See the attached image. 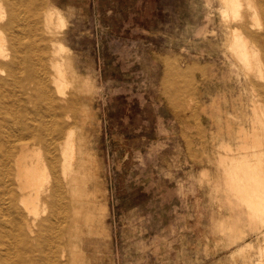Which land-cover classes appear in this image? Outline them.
Instances as JSON below:
<instances>
[{
	"label": "rangeland",
	"instance_id": "obj_1",
	"mask_svg": "<svg viewBox=\"0 0 264 264\" xmlns=\"http://www.w3.org/2000/svg\"><path fill=\"white\" fill-rule=\"evenodd\" d=\"M49 4L69 20L55 39L74 100L62 264H261V216L248 227L227 200L225 148L242 154L243 144L228 123L245 122L252 103L223 41L219 1L36 0L27 9L43 25ZM240 15L230 30L248 29L249 12ZM163 60L206 71L181 78L174 106L162 91Z\"/></svg>",
	"mask_w": 264,
	"mask_h": 264
},
{
	"label": "bare ground",
	"instance_id": "obj_2",
	"mask_svg": "<svg viewBox=\"0 0 264 264\" xmlns=\"http://www.w3.org/2000/svg\"><path fill=\"white\" fill-rule=\"evenodd\" d=\"M218 1L219 22L228 30L223 41L251 82L252 103L251 113L238 128L228 123L230 137L243 144L242 154L225 148L231 149L227 200L233 216L244 213L248 227L261 216L263 231L264 170L259 161L264 151V45L257 48L256 42L264 41V0ZM2 4L7 19L0 23L5 36L0 43V264H62L58 232L75 157V133L67 118L74 100L62 60L66 49L55 39V29L63 27L50 4L43 25L36 8L27 9L36 7V0ZM243 9L249 12L248 29L230 30ZM261 25L263 32L255 35L253 29ZM191 69L181 72L180 80L196 72ZM258 252L264 264V242Z\"/></svg>",
	"mask_w": 264,
	"mask_h": 264
},
{
	"label": "crops",
	"instance_id": "obj_3",
	"mask_svg": "<svg viewBox=\"0 0 264 264\" xmlns=\"http://www.w3.org/2000/svg\"><path fill=\"white\" fill-rule=\"evenodd\" d=\"M209 9H210V7H208ZM210 12V11H209ZM210 18V17H209ZM205 34V33H204ZM212 34V36L214 35V33H211ZM168 63H169V65H168ZM163 64H164V72H163V78H162V83L163 84H161L162 85V91H163V95H164V98L167 100L168 99V101H170L169 103H173V102H176V93H177V91L180 89V86H181V81H180V79H178L179 77H180V73L181 72H184V71H186V69L187 68H190V67H192V69L191 70H194L195 68L197 69V68H199L200 70H201V72H203L204 71V74H205V76H206V71H205V69H204V67L203 66H200V65H195V63H191V64H187V66H189V67H187V66H185L184 68H182V69H180V67H177V65H175V63L173 62V61H171V60H163ZM200 66V67H199ZM170 67V68H169ZM201 67H203V69L201 68ZM170 69L172 70V71H170ZM194 70V71H196V72H194V73H192V75L194 76V74L195 73H197V71L199 70ZM169 71V72H167V71ZM181 70H183V71H181ZM199 70V71H200ZM198 71V73L200 74V76H201V73ZM168 73V74H167ZM170 73V74H169ZM169 77H168V76ZM171 75V76H170ZM173 75V76H172ZM167 76V77H166ZM174 76H175V78H174ZM171 77V78H170ZM168 78V79H167ZM167 79V80H166ZM178 79V80H177ZM166 80V81H165ZM167 81H169V82H167ZM168 83V84H167ZM164 84H165V86H164ZM169 84H170V86H169ZM173 87V88H172ZM173 90V91H172ZM174 92V93H173ZM170 97V98H169ZM173 105V104H172ZM174 106V105H173ZM201 107V105L199 106V110H201L202 108H200ZM205 109L207 108V107H204ZM200 113V112H199ZM201 123L199 122L198 123V125H197V128H198V132L200 133V131H201V125H200ZM232 217H235V216H233V215H231Z\"/></svg>",
	"mask_w": 264,
	"mask_h": 264
},
{
	"label": "clouds",
	"instance_id": "obj_4",
	"mask_svg": "<svg viewBox=\"0 0 264 264\" xmlns=\"http://www.w3.org/2000/svg\"><path fill=\"white\" fill-rule=\"evenodd\" d=\"M56 13L59 14L57 17L59 23L61 24L62 27L66 29L69 24L68 18L59 9H56ZM6 19H7V12L3 7L2 0H0V23L4 22ZM4 40H5V36L2 32H0V43H2Z\"/></svg>",
	"mask_w": 264,
	"mask_h": 264
}]
</instances>
